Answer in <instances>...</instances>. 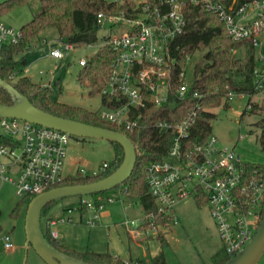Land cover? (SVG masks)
I'll return each mask as SVG.
<instances>
[{
  "label": "built area",
  "instance_id": "1",
  "mask_svg": "<svg viewBox=\"0 0 264 264\" xmlns=\"http://www.w3.org/2000/svg\"><path fill=\"white\" fill-rule=\"evenodd\" d=\"M105 1L124 9L119 14H99L97 23L99 33L103 31L101 40L86 46L108 47L114 54L108 81L99 95L106 97V102L115 99L119 104L111 108L102 102V109L97 112L101 121L113 125L123 134L131 133L141 127L139 118H131L134 109L144 108L147 104L161 107L168 103L170 96L179 101L188 98L185 69L189 56L181 62V71L177 74L180 83L174 89L176 77L173 71L177 57L172 50L173 41L184 30L183 7L188 3L200 5L213 14L232 41L247 43L253 50L252 93H229L228 100L247 97L252 103L264 102V0H249L238 7L235 0L229 4L220 0ZM21 39L20 30L0 23V50L17 45ZM61 45L62 49L52 47L49 57L62 59L74 50L71 45ZM85 63V58L78 61L81 67ZM192 99L195 103L180 121L157 120L152 125L173 131L174 137L166 159L151 163L146 169L147 193L154 200L157 216L171 215L173 220V209L178 203L194 199L198 194L205 196L219 240L225 252L234 257L252 239L262 220L264 174L246 171L235 150L221 147L211 135L201 143H188L201 111L202 95L195 92ZM250 108L248 103L246 109ZM69 137L25 121L0 119V138L8 142L0 143L1 182H9L18 197L36 196L53 189L66 178L63 161ZM242 138L240 136V140ZM106 168L107 163H104L91 175L81 173L79 176H97ZM112 202L111 197L97 202L82 196L70 211L76 213L84 226L92 228L99 223L105 205ZM66 221L74 223L71 216ZM57 222L64 220L49 221L48 225L54 226ZM122 224L133 240L157 232L153 214L144 213L137 219H126ZM51 238L56 241L57 231L51 232ZM4 246L12 249L9 236L4 237Z\"/></svg>",
  "mask_w": 264,
  "mask_h": 264
},
{
  "label": "trees",
  "instance_id": "2",
  "mask_svg": "<svg viewBox=\"0 0 264 264\" xmlns=\"http://www.w3.org/2000/svg\"><path fill=\"white\" fill-rule=\"evenodd\" d=\"M35 0H7L0 3V14L5 13L15 6L28 5ZM40 5V12L22 26L20 29L22 39L17 45L6 46L0 50V79L9 82L14 89L26 97L36 108L50 113L54 116L77 121L90 126L100 127L118 131L113 125L101 121L97 113H92L80 107L70 106L50 99L52 91L49 87L34 84L28 77H20L14 80L17 74L27 66L25 56L16 59L19 54L26 53L35 38L45 29L53 28L57 33V40L61 44L71 45L74 49L95 44L101 39L98 38L99 27L97 16L99 14H119L123 12V6H116L105 0H37ZM229 4L232 0H220ZM249 0H235L238 7ZM185 27L172 44V50L177 57L174 66L173 76L176 77L174 89L178 87L177 74L181 71V62L184 57L189 56V63L185 69V78L190 70L189 92L185 101H179L174 96L169 97L168 103L161 107L147 104L144 108L134 109L131 118L138 119L141 127L131 133H125L135 147L136 162L130 177L121 187L114 188L119 191L126 200L137 202L143 213L153 214L157 232L155 239L161 249L155 256L147 260H135L133 264H166L163 249L169 245L166 237L167 227L174 223L172 216H157L154 200L147 193L145 173L151 163L161 162L166 159L174 132L161 130L152 127L157 120H167L172 123L183 119L195 99L193 93L202 95L200 100L201 111L197 122L191 129L188 143L198 144L211 135V121L215 118L212 110L228 106V94H251L253 91L252 68L253 50L244 42L232 41L225 30V27L217 18L203 9L200 5L185 4L183 7ZM238 51L241 56H238ZM114 59L113 52L108 47H99L94 54L86 58L79 81L87 82L93 92L99 94L104 88L110 75V66ZM101 101L109 107H116L119 102L102 97ZM250 109L246 112L257 117L254 123L259 131L258 142L264 152V102H248ZM0 104L11 105L9 95L0 89ZM0 143L7 141L0 138ZM113 148V160L107 162V168L97 176H69L66 177L57 187H66L92 183L109 176L120 165L123 159V152L120 145L111 143ZM246 171H258L264 174V165L243 163ZM102 193L92 195V198L101 202ZM101 196V198L99 197ZM34 196L24 197L13 209L11 215L17 216L22 209H26L28 203ZM199 207L207 205V198L203 195L194 197ZM55 202V201H54ZM54 202L47 204L44 213ZM264 217V202L261 211V219ZM1 230V227H0ZM151 236L144 237L148 240ZM148 238V239H147ZM48 242L62 253L75 259L90 264H125L118 258L111 255L97 253H78L61 247L49 236ZM233 257L228 255L222 247L212 256L213 264H226ZM132 264V263H127Z\"/></svg>",
  "mask_w": 264,
  "mask_h": 264
},
{
  "label": "rangeland",
  "instance_id": "3",
  "mask_svg": "<svg viewBox=\"0 0 264 264\" xmlns=\"http://www.w3.org/2000/svg\"><path fill=\"white\" fill-rule=\"evenodd\" d=\"M4 1L7 0H0V3ZM39 12L40 5L35 0L28 5H18L0 14V23L14 30H20ZM102 33L103 31L98 33L99 39ZM52 47L63 48L57 40L55 29L48 28L34 39L31 48L26 53L15 57L17 59L25 56L27 66L16 75L14 80L28 77L34 84L48 85L52 91L50 99L56 102L80 107L92 113L99 112L102 109L101 96L93 92L87 82L79 81L83 67L78 64L79 59H86L94 54L97 46L74 49L60 60L48 57ZM237 55L241 56V52L238 51ZM189 78L190 70L187 72V82ZM248 102L247 97H234L228 100L227 107L222 106L212 110L215 118L211 121V136L217 139L221 147L234 149L244 163L264 165V152L260 150L258 142L259 131L254 126L257 117L246 112ZM240 136L243 137L241 140ZM65 153L63 175L66 177L79 176L81 173L91 175L104 163L112 161L114 157L110 142L89 138L69 137ZM6 175L10 176L8 172ZM116 192L113 189L102 193L103 199L111 197L114 202L105 205L100 215V223L93 229L83 226L73 228V224L66 221L68 217L76 215L70 211V208L77 205L79 197L56 200L41 214L40 225L44 236L48 238L51 232L56 230L65 236L63 239L65 244L71 240L69 244L79 250L89 247V250L95 253L112 251L120 259L126 256L124 252H127L128 247L132 252L139 254L141 249L127 240L126 230L120 226L115 227V225L126 220V217L128 220L136 219L142 216V213L139 208L126 209L128 200ZM23 198L16 195L15 188L9 182H1L0 179V264H45L30 245L25 246L26 210L15 217L11 215L14 207ZM86 198H92V195ZM106 211L110 212V216L104 219L102 215ZM173 214L175 221L166 228L169 245L162 250L166 264H213L212 256L223 246L208 206L199 207L195 200L190 198L178 203L173 209ZM59 219H63L64 222H57L54 226L48 225L49 221ZM104 226H110V231L108 232ZM5 236L10 238L12 252L4 246ZM147 236H151L147 239L152 241L149 247L147 246V257L149 258L161 249L155 239L156 233H150L142 238ZM258 264H264V254Z\"/></svg>",
  "mask_w": 264,
  "mask_h": 264
},
{
  "label": "water",
  "instance_id": "4",
  "mask_svg": "<svg viewBox=\"0 0 264 264\" xmlns=\"http://www.w3.org/2000/svg\"><path fill=\"white\" fill-rule=\"evenodd\" d=\"M0 89L10 97L12 104H0V119H17L38 126L51 128L74 138L104 140L120 145L123 159L109 176L98 181L50 189L38 194L28 203L25 211V246L32 247L45 264H90L68 256L51 245L44 236L40 219L43 208L56 200L103 193L122 185L131 175L135 162V147L130 139L119 131L90 126L44 112L33 106L7 81L0 79ZM264 254V217L247 245L226 264H258Z\"/></svg>",
  "mask_w": 264,
  "mask_h": 264
},
{
  "label": "crops",
  "instance_id": "5",
  "mask_svg": "<svg viewBox=\"0 0 264 264\" xmlns=\"http://www.w3.org/2000/svg\"><path fill=\"white\" fill-rule=\"evenodd\" d=\"M48 57H49V54H48ZM49 58H51V57H49ZM18 59V58H17ZM51 59H53V58H51ZM53 60H60V59H53ZM43 87H48V85L46 86L45 84L43 85ZM69 177V176H68ZM117 194H120L121 195V193H118V192H116ZM122 196V195H121ZM123 197V196H122ZM124 198V197H123ZM113 202H114V200H113ZM112 202V203H113ZM112 203H110V204H112ZM126 209H133V210H135L136 208H139V210H140V212L142 213V215L144 214L143 213V211H142V209H141V207L138 205V203L137 202H134V201H130V200H128V204H127V207H125ZM25 211L26 209H22L21 211H20V213L22 212V211ZM19 213V214H20ZM18 214V215H19ZM110 216V212L109 211H106L105 213H103V215H102V218H108ZM141 217V216H140ZM71 218H74L75 219V223H71V224H73V228H75V227H77V226H83V227H86V226H84L81 222H79V220H78V217H77V215H72L71 216ZM137 218H139V217H137ZM136 218V219H137ZM125 219H127V217L125 218ZM69 223V222H68ZM99 223H100V221H99ZM98 223V224H99ZM123 223V221L122 222H119L117 225H115V227L116 226H120V227H123L125 230H126V228L124 227V225L122 224ZM98 224L95 226V227H97L98 226ZM95 227H92V228H89V227H86V228H88V229H93V228H95ZM101 227V226H100ZM106 229H107V231L109 232L110 231V226H104ZM56 231V230H55ZM57 233H58V238L56 239V243L58 244V245H60V246H65V245H67V246H65V248H67V249H69V250H73V251H75V252H78V253H84V252H90V253H95V252H93V250H89V247H87V249H85V250H79L78 248H75L74 246H72L71 244H69L70 243V241L71 240H69V241H67L66 242V244L64 243V238H65V236H62L60 233H59V231H57ZM126 234H127V240H129L130 242H132L133 244H134V246L135 247H137V248H140L141 249V252L138 254L137 252H132V250L128 247V250H127V252H124L125 254H126V256L123 258V259H120V257L115 253V252H112V251H106L107 252V254H109V255H111L113 258H118V259H120L121 261H123L124 263H132L133 264V262L135 261V260H147L148 259V255H147V246L149 247V244H151L152 243V241H150V240H143L142 241V239L143 238H141V237H139V238H137L136 240H133L132 239V237L129 235V233L127 232V230H126ZM61 235V236H60ZM69 244V245H68ZM71 245V246H70ZM11 252H12V250H11ZM97 254H105V253H97ZM156 255V254H155ZM154 255V256H155ZM150 257H153V256H150ZM149 257V258H150Z\"/></svg>",
  "mask_w": 264,
  "mask_h": 264
}]
</instances>
